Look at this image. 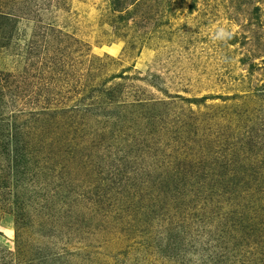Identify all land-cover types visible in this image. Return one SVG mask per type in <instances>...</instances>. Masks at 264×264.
I'll return each instance as SVG.
<instances>
[{
    "label": "rangeland",
    "instance_id": "1",
    "mask_svg": "<svg viewBox=\"0 0 264 264\" xmlns=\"http://www.w3.org/2000/svg\"><path fill=\"white\" fill-rule=\"evenodd\" d=\"M0 264H264V0H0Z\"/></svg>",
    "mask_w": 264,
    "mask_h": 264
},
{
    "label": "clouds",
    "instance_id": "2",
    "mask_svg": "<svg viewBox=\"0 0 264 264\" xmlns=\"http://www.w3.org/2000/svg\"><path fill=\"white\" fill-rule=\"evenodd\" d=\"M230 35H231L230 33H226L225 29H218L216 33V36L221 39H226L230 37Z\"/></svg>",
    "mask_w": 264,
    "mask_h": 264
}]
</instances>
